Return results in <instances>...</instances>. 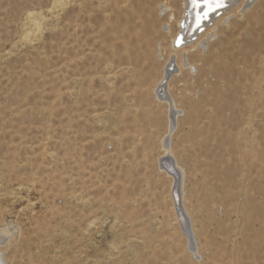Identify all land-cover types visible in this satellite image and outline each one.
<instances>
[{
	"label": "rangeland",
	"instance_id": "rangeland-1",
	"mask_svg": "<svg viewBox=\"0 0 264 264\" xmlns=\"http://www.w3.org/2000/svg\"><path fill=\"white\" fill-rule=\"evenodd\" d=\"M242 1L169 81L197 260L159 167L180 1L0 0L4 264H264V0Z\"/></svg>",
	"mask_w": 264,
	"mask_h": 264
},
{
	"label": "bare ground",
	"instance_id": "bare-ground-1",
	"mask_svg": "<svg viewBox=\"0 0 264 264\" xmlns=\"http://www.w3.org/2000/svg\"><path fill=\"white\" fill-rule=\"evenodd\" d=\"M166 1L168 3H166V6L164 7L165 8V12H167V11L169 12L168 13V19H169V21H173V19L176 18V14H175V11L172 9V2L173 3H176V2H175V0H166ZM176 1H180V4H181L180 5L181 6L180 9H182L181 10L182 16H181V18L177 17V18H180V19L178 20V23H176L178 25V30H177V33L175 34L174 38H173L172 46H173L174 50H179V51L181 50V58H180V61H179V58H178L177 54L174 53L173 55H171V58H170L169 62L165 66L164 74H163L159 84L157 85V87L155 89V94H156L157 98L159 99L160 102L166 103L168 105L169 112L171 113L170 115H168L169 116V129H168V132H167L166 136L163 138L164 140H163V145L162 146L165 149V153L159 159V167H160V169L162 171V169H163L161 167L162 159L171 157V158H173L175 160V166H176L177 170L180 173V177L177 180L175 176H172V175L168 174L165 170H163V171L166 172L167 175H169L172 178L171 195H172V199H173V202H174V207H175V211H176V215H177V220L179 222L181 230L184 233V236L187 239V245L190 248L191 240L189 239V236H188L189 229L187 227L186 220L184 218H180L178 216V213H181V210L176 205L175 198H174V194H176L177 197L180 199V203H181V206H182L181 208L184 210V213L187 215V217L189 218V221L191 223V218H190L188 212H186L185 205L183 204V201L185 199V190H184L185 171L179 165V163L177 162V160H176V158H175V156L173 155V152H172V145H171L172 142H171V140H172V136L174 134V131L176 130L175 128H173V122H174V120L177 122V120L180 117L181 111L177 108L175 100L173 99V97L169 93V81H170L171 77H173L174 75L179 74L180 72H182V70H186L187 69L189 71H192V68H194L195 65H193V64L188 62V59L185 56V54H188L189 52H195L197 50H200V47H202V41L204 40V38L206 37L205 39L209 40V37H208L209 33H211V32L213 33V30H214V28L212 27L213 29L205 31L204 33H202L203 30H205L207 24L209 22H211L212 20H216V17H217V15L219 13L221 14L225 10H230L231 8H233L235 5L238 4L239 0H225L226 8L220 10L222 7H218L214 11L213 10H208L206 12L207 13V17L206 18L204 17V15H205L204 12L201 13V14H203V16H200L201 14L200 15L198 14V12H199L198 7L201 6V4L198 3L199 0H195V3H194V0H176ZM253 1L254 0H243L242 4L240 5V7H238L236 9L235 12H242V11H245V10L247 11L250 8V5L252 4ZM218 10H220V11H218ZM230 13H227L228 15L227 14L224 15V13H223L221 20H223L226 17H229L231 15ZM210 14H212V15H210ZM206 20H209V22H205ZM194 21H196V23H197L194 26L196 30L194 29L195 31L194 30L192 31V23ZM201 24H203V25H202V28L200 30L199 27H200ZM165 32L169 34V31H165ZM179 35H181V38L184 39V42H182V39L180 41L179 40L177 41ZM191 35H192V37H191ZM181 44H183V45L181 47H178V45L180 46ZM187 47H189V50L185 49ZM175 52H178V51H175ZM171 65L174 66V70H173V72L170 73L169 78L167 80V83L165 85L166 86L167 96L166 97H161V95L159 93V90H160L159 88L162 86L163 82L166 81V78H167L166 70ZM173 110H174V113H173ZM168 167L172 168L169 165H168ZM191 230H192V232H193V234H194V236L196 238L195 231L193 230L192 224H191ZM7 239H8V234L5 233L3 230H0V247H4L5 246V244L7 243ZM190 250L194 254L195 258L197 260H199L200 257L198 256V253H197V247L194 250H192V249H190ZM0 264H4V262H3V253L2 252H0Z\"/></svg>",
	"mask_w": 264,
	"mask_h": 264
},
{
	"label": "water",
	"instance_id": "water-1",
	"mask_svg": "<svg viewBox=\"0 0 264 264\" xmlns=\"http://www.w3.org/2000/svg\"><path fill=\"white\" fill-rule=\"evenodd\" d=\"M224 8H226V5L224 6V7H222L220 10H222V9H224ZM220 10H218V11H220ZM217 11V12H218ZM213 14V13H212ZM212 14H210V15H212ZM205 22H209V20H206ZM197 23H196V21H194L193 23H192V31L195 29V25H196ZM204 24V23H203ZM203 24H201L200 25V27H199V29L201 30V28H202V25ZM196 30V29H195ZM194 30V31H195ZM203 30V29H202ZM191 31V32H192ZM190 36V35H189ZM191 37H192V35H191ZM182 38H181V35H179L178 36V39H177V41L179 40H181ZM182 42H184V39H182ZM183 44H181L180 46L178 45V47H181ZM173 70H174V66L173 65H171V66H169L168 68H167V70H166V72H167V78H166V81L165 82H163V84H162V86L159 88L160 90H159V93H160V95H161V97H166L167 96V93H166V83H167V80H168V78H169V75H170V73L171 72H173ZM173 113H174V110H173ZM174 120V119H173ZM173 128H176V121L174 120V122H173ZM168 165L169 166H171L172 168H169L168 167ZM161 167L163 168L162 170H165L168 174H170V175H172V176H175L176 177V179L178 180L179 179V177H180V173H179V171L177 170V168H176V166H175V160L173 159V158H164V159H162V161H161ZM174 198H175V202H176V205L180 208V210H181V213H178V216L180 217V218H184L185 220H186V224H187V227H188V229H189V232H188V236H189V239L191 240V246H190V249H192V250H194V249H196V240H195V236H194V234H193V232H192V230H191V223H190V221H189V218L187 217V215L184 213V210L181 208L182 206H181V203H180V199L177 197V195L176 194H174ZM179 210V211H180Z\"/></svg>",
	"mask_w": 264,
	"mask_h": 264
},
{
	"label": "snow or ice",
	"instance_id": "snow-or-ice-1",
	"mask_svg": "<svg viewBox=\"0 0 264 264\" xmlns=\"http://www.w3.org/2000/svg\"><path fill=\"white\" fill-rule=\"evenodd\" d=\"M205 6L210 10H215L218 7H223L225 5V0H204ZM195 3V0H194ZM207 17V13H205V18Z\"/></svg>",
	"mask_w": 264,
	"mask_h": 264
}]
</instances>
